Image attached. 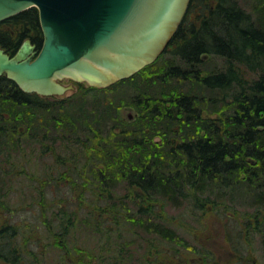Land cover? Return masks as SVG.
<instances>
[{"label": "trees", "instance_id": "obj_1", "mask_svg": "<svg viewBox=\"0 0 264 264\" xmlns=\"http://www.w3.org/2000/svg\"><path fill=\"white\" fill-rule=\"evenodd\" d=\"M241 1L190 0L157 58L104 87L78 84L70 95L44 97L0 75V264H48L51 244L66 263L72 230L118 234L119 251L142 232L175 243L180 235L166 207L186 206L187 216H239L231 243L257 233L264 245V0H250L249 9ZM27 37L42 43L34 6L0 22V45L10 55ZM123 105L135 109L134 120H121ZM44 152L61 168L37 175L34 202L42 209L36 213L32 203L30 210L38 220L49 208L60 220L46 222L51 235L41 250L33 225L4 216L14 209L3 198L10 174L30 165L19 159ZM56 187L70 209L54 200ZM118 187L125 192L117 194ZM87 194L96 198L95 213L84 208L79 218L82 206L72 199ZM81 249L73 264L106 261L97 251L93 263L91 249Z\"/></svg>", "mask_w": 264, "mask_h": 264}, {"label": "water", "instance_id": "obj_2", "mask_svg": "<svg viewBox=\"0 0 264 264\" xmlns=\"http://www.w3.org/2000/svg\"><path fill=\"white\" fill-rule=\"evenodd\" d=\"M190 0H0V21L38 10L39 49L26 38L10 55L0 45V75L23 91L60 96L70 78L107 86L153 62Z\"/></svg>", "mask_w": 264, "mask_h": 264}, {"label": "rangeland", "instance_id": "obj_3", "mask_svg": "<svg viewBox=\"0 0 264 264\" xmlns=\"http://www.w3.org/2000/svg\"><path fill=\"white\" fill-rule=\"evenodd\" d=\"M210 6L215 4V0H208ZM250 0L241 1V4H245L246 9H249ZM4 28L12 31L8 26L4 25ZM62 83H69V80L63 79ZM84 84V83H82ZM86 85V84H85ZM78 89V86L75 85L73 90H69L64 93L63 96L72 94ZM118 115L124 122L132 121L136 118L137 113L135 109L129 105H123L118 108ZM203 116H207V113L204 112ZM26 150L21 152V155L27 154ZM18 159V157H16ZM30 161V165H26L25 171L21 170L19 173H11V185L6 184L7 196H4L6 203L10 204L14 209V214L5 213L4 216L11 218L14 221L25 223L26 221L33 226L32 240H36L41 247H44V243L48 235H51L48 228L49 225L46 222L52 224H58V219L60 216L53 214L52 209L44 211L43 214L38 220H36L35 215L32 214L30 210V205L33 203L34 207L32 210L42 209L41 206L35 201L36 198V189L32 188V185H35V179L38 180L37 175L43 172H50L51 169L54 171H59L60 166L56 165L55 157L49 152H44L41 155H36L33 161V158L27 157L26 159L22 156L19 159L20 164H23ZM7 167V166H6ZM37 169V170H36ZM33 176H31V175ZM41 176V175H40ZM39 176V178H40ZM61 192L64 194L70 195L69 185H66L64 181H60ZM59 188L56 187V198L55 201L62 204L61 198L62 193H57ZM117 194H123L125 191L123 187L116 189ZM68 192V193H67ZM26 193V198L25 197ZM49 198L53 197L51 194H47ZM67 195H65L66 197ZM73 202H77L82 206V210L79 212L78 217H84L86 209H93L95 213V204L96 198L91 195H85L82 199H79L78 196H75L72 199ZM101 201V200H100ZM73 203L63 202L62 207H67L70 209ZM245 207L241 206V209ZM134 209V208H133ZM240 209V210H241ZM165 212L169 217L168 222L176 225V229L180 235L179 239L175 243H168L164 240H158L154 238L153 235L149 233L142 232V237H137L135 232L133 233V239H130L128 242V248L122 249L119 251L120 243L118 241V234H110L109 237L104 236L107 232L105 230L104 235L92 236L86 231L79 232L78 230H72L68 232L66 236L67 251L71 255H67L68 262L61 264H73L71 257L76 255V257L81 256L83 251L88 248L91 249L92 253L95 254L100 252L106 261H102L96 264H264V245L261 242V237L257 233L250 235L249 241L238 242L232 244V240H235L236 233L235 231L239 228V222L242 221L241 217L232 218H221L215 213L208 211L205 215L200 216L198 212H195L192 216H187L188 208L186 206H181L180 208H165ZM100 215V214H97ZM99 220L105 226H110L107 219L108 217L99 216ZM60 220V219H59ZM34 224H37L35 228ZM58 228V226H56ZM242 230L243 227H241ZM139 231V230H138ZM228 234L231 235L229 239ZM245 235L244 232H242ZM129 235V233H128ZM127 235V236H128ZM65 237V236H64ZM100 237V238H99ZM98 241H96V239ZM49 240V237L47 241ZM124 240V238H120ZM75 244L78 246L75 250ZM103 244V245H101ZM74 247V248H73ZM78 249H81L77 251ZM49 255L47 257L48 264H59L58 258L62 254L65 255V252L50 246ZM88 255V254H86ZM96 254L92 257V260L95 263ZM86 259V258H85ZM111 260V261H110ZM75 264V263H74Z\"/></svg>", "mask_w": 264, "mask_h": 264}]
</instances>
